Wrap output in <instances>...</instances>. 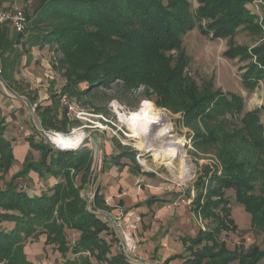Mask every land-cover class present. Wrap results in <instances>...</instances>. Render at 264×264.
Masks as SVG:
<instances>
[{"label": "trees", "instance_id": "obj_1", "mask_svg": "<svg viewBox=\"0 0 264 264\" xmlns=\"http://www.w3.org/2000/svg\"><path fill=\"white\" fill-rule=\"evenodd\" d=\"M253 1L197 0L194 7L190 0H38L25 15L24 31L12 41L5 42V30L0 28L4 69L30 55L33 46L41 49L47 43L61 53L57 62L64 77L62 88L71 97L110 88L115 81H121L127 92L143 87L157 107L181 114L183 126L192 129L194 147L211 151L213 164L205 165L193 182L194 194L192 188L183 189V194L201 217H210L217 225L185 240L190 245L183 264H258L264 258L257 243L247 251L240 247L231 251L220 239L222 230L236 228L225 190H231L236 203L250 214L254 232L264 234V105L244 111V97L215 89L213 76L200 89L186 72L190 56L183 46L185 34L195 28L211 40L228 39L223 57L244 62L239 78L253 91L264 78V40L249 47L232 39L241 28L263 35L264 19L259 21ZM51 93V102L37 104L36 113L43 128L66 132L69 117L60 107L58 92ZM74 121L79 123L75 117ZM5 128L0 115V180L15 163ZM35 134L34 130L27 141L38 157L25 158L0 186V264H37L27 258L24 246L41 234L46 244L56 247L63 264H95L92 257L102 263L132 264L123 251L113 253L114 239L104 236L111 228L100 216L99 211L110 209L102 195L97 190L89 201L83 194L92 182L90 145L83 142L73 150H57ZM120 149L113 157L116 162L126 157L138 168L133 149ZM31 170L44 181L54 177L56 182L31 196L16 183L29 178ZM66 229L79 232L72 243Z\"/></svg>", "mask_w": 264, "mask_h": 264}, {"label": "rangeland", "instance_id": "obj_2", "mask_svg": "<svg viewBox=\"0 0 264 264\" xmlns=\"http://www.w3.org/2000/svg\"><path fill=\"white\" fill-rule=\"evenodd\" d=\"M37 1L38 0H16V3L23 10L25 15H29L34 6L37 5ZM190 1L193 3L194 7L197 6V0ZM254 1L262 3H258L259 5L257 4V8L255 7L259 14V21L261 22L263 21L262 19H264V8L260 5L264 6V2L262 0ZM28 25L30 24L27 22V27ZM259 36L260 35H253L246 29L241 28L232 39L236 44H245L252 47L264 40V32L261 38ZM228 45V39L211 40L199 33L197 28L188 31L183 37V46L185 47L187 54L190 56V60L186 66V72H188V74L195 80L200 89H202L204 84L203 81L213 76L215 89L221 88L223 91H232L241 94L244 97L245 102L244 111L263 106L264 78L259 80L260 82L258 86H256L253 91H249L244 87L239 78L240 73H242V70L240 71L239 67H241L244 62L238 61L237 58L229 60L223 57L222 52L228 47ZM31 50L34 51L33 49ZM28 56L29 55H27V58ZM33 56L36 58L33 60L31 66L18 65L15 68V65L13 64V66H7L5 69L3 68L2 75L4 76L5 83H7V88H4V86L0 84V89L5 90L6 93H10V98L14 95L18 96L17 93L19 92L24 93L27 96L29 91L31 92L27 98L33 95L34 97L37 96V98H39L41 95L43 96V92L47 90L50 100L51 92H58V98L62 94H67L69 98L78 103L79 109L85 112L86 119L77 118L79 123H76L74 117L70 118L67 116L69 117V122L67 124L66 132H73V130L81 132L84 130L87 135L84 142H86L87 145L94 142L102 145V143L107 142L108 144H111L115 150L118 149L121 151L120 148H132L135 162H137L140 170L145 172V174L151 173L158 178V181H162L166 191H180V196L176 197L174 201L175 205L190 206L191 202L184 196L183 189L192 188L191 194H194L195 190L192 185L193 182L200 174H202L205 165L213 164L212 158L214 155L211 154V151L204 153L194 147L193 142L190 140L192 129L189 126H183L180 113H171L163 107H157L154 100L144 94L145 88L143 87L127 92L122 86L121 81L111 83L110 88L100 87L99 89L93 90L81 97H71V95L64 92L62 88L64 85V77L58 69L59 64L57 62L58 58L61 57V53L55 51L54 47L45 43L40 50L36 48ZM40 57H42V60ZM30 61L29 58L27 63ZM19 68L21 71L17 72L16 70ZM7 73H9L12 79L9 78L8 80L6 78ZM29 85L33 87L32 90L28 88ZM38 92L40 94H38ZM23 98L25 97L23 96ZM145 104L151 105L154 111H160L168 116L172 128L171 134L178 136L181 142L180 146H178L179 148L177 147L178 152L186 157L190 166L191 171L187 177L179 176L180 171L177 169L180 160L179 153L172 161L173 166L157 161L153 155V151L148 150L147 146L142 147L139 143V138L127 128L126 116L128 113L131 110L139 109ZM261 116V120L264 124V110H262ZM227 118L230 120L232 119L235 123L237 122L235 118ZM17 125H19V123H17ZM33 152L35 153V156L38 155L37 151ZM138 155L140 160L136 158ZM93 177L95 178V175L92 174V179ZM16 183L25 184L28 194L31 196L32 194H35L33 190H31L35 187L33 183L30 185L22 178H18ZM91 185H89V190L83 192L88 198L94 190ZM259 188L260 186L258 185L257 192H259ZM232 194L233 192L231 190H225V195L230 198V204L226 205L230 213L229 217L236 228L227 231L222 230L220 239H224L225 242H227V247L231 251L239 249V247L240 250L244 249L247 251L252 243H257L264 250V234H257L254 232L252 226H250V214L246 212L242 205L236 203ZM133 212L136 218L134 222L130 220V223L133 222L137 230L138 227H136V224L141 219V216L137 211ZM220 214L222 215V213ZM202 216V221L198 218L197 221L195 220V228L203 227L205 231H210L215 228L217 221L212 220L210 217L205 218L204 215ZM66 232L68 243H72L79 235V232L70 229H66ZM138 233L137 238L139 239ZM184 233L187 232L185 231ZM104 236L109 238L110 232L104 234ZM45 238L46 236L41 234L38 237H33L27 240L24 246L25 251L27 252V258L30 261H36L39 264H63L56 247L50 243L46 244ZM92 260L96 264H101L94 260L93 257ZM230 264H237V261ZM258 264H264V258L261 259Z\"/></svg>", "mask_w": 264, "mask_h": 264}, {"label": "crops", "instance_id": "obj_3", "mask_svg": "<svg viewBox=\"0 0 264 264\" xmlns=\"http://www.w3.org/2000/svg\"><path fill=\"white\" fill-rule=\"evenodd\" d=\"M13 6H18L16 0H0V10L11 9ZM0 28L5 30V42L12 41L14 35L18 33L7 25H0ZM14 46L21 49L19 44H15ZM36 48L40 50L39 46H33L31 49L34 51L31 50L28 58L22 55L14 64L15 68L18 65L31 66L33 60L36 58L33 56ZM29 57L31 61L27 63ZM40 58L42 60V57ZM16 71L21 70L19 68ZM7 75V79L9 80L11 77L9 73ZM28 88L32 90L33 87L29 85ZM30 92L27 93V96ZM43 93V96L41 95L35 101H31L24 93L19 92L17 93L18 96L10 98L5 90L0 89V115L5 119L6 128L4 133L12 141L15 157V163L5 174L4 179L0 180V186L21 168L25 158H30L31 156L32 159H36L38 157L33 152L36 150L29 147L27 139L34 133V130L37 132L36 126L41 125L40 117H38L37 113V117L31 114L30 104H40L41 102L49 104L51 102L47 90ZM38 94L40 93L38 92ZM60 107L65 110L61 105ZM36 135L35 137L41 136L39 132ZM90 147L93 151L94 159L92 167L95 168V178L90 183L94 189L93 192L95 193L98 190L108 208L115 214L137 211L141 216V221L139 220L136 224L139 233L134 228L138 244L136 253L140 259L139 264H183L187 258L188 246L190 245L185 240L196 236L200 229H204L203 227H196L197 230L195 228V220L197 221V218L200 221L203 220L200 213L196 212L191 205L188 207L175 205L174 201L176 197L180 196V191H166L162 181H158V178L151 173L145 174L128 158L122 157L119 162H116L113 157L120 150H115L111 144L106 142L101 145L94 142L90 143ZM28 176L29 178H26L25 181L30 185L31 183L35 185L31 189L35 194H39L41 189L56 182L54 177H49L44 181L32 170ZM137 179L140 180L138 185L135 184ZM88 200L90 201V198ZM109 231H111L110 237L114 239L112 252L123 251V245L117 232L112 229ZM137 233L139 234V239L137 238ZM32 262L39 264L36 261Z\"/></svg>", "mask_w": 264, "mask_h": 264}, {"label": "built area", "instance_id": "obj_4", "mask_svg": "<svg viewBox=\"0 0 264 264\" xmlns=\"http://www.w3.org/2000/svg\"><path fill=\"white\" fill-rule=\"evenodd\" d=\"M260 2L253 1V6L254 9L255 7L257 8V4ZM261 4V3H260ZM259 5V4H258ZM0 25H7L11 29L17 31V32H23L25 25H26V17L23 12V10L19 6H13L11 9L7 10H0ZM3 71V65L2 62L0 61V84L4 86V88H7V83H5V80L2 75ZM14 93V92H13ZM9 96H11L10 93H8ZM15 96V95H14ZM12 96V97H14ZM23 97V96H21ZM59 102L60 105L65 109L67 116L69 117H75L78 119H86V114L84 111L79 109L78 103L72 100L67 96V94H62L59 96ZM36 107L37 103H31L30 104V111L31 114L37 117L36 115ZM37 132L41 135V137L49 143L53 148L57 150H73L82 145L84 140L86 139L87 135L85 131H75L73 132H63V131H56L54 129H49V128H43L41 125L36 126ZM77 133L81 134L80 140L74 144L73 147H64L60 146L57 142L59 139V136H75ZM138 160H140L139 155L136 157ZM95 168L92 167L91 173L95 175ZM94 179V177H93ZM92 179V182H93ZM140 183V180H136L135 184L138 185ZM21 189H27L25 184H20ZM94 196V192H92L89 195V198L92 199ZM99 211V210H97ZM100 216L102 217L103 221H106L108 226L117 232L119 238L121 239V243L123 245V252L126 256L127 259L132 264H139L140 259L136 253L137 250V241L135 239V232H134V224L133 222L135 221V214L134 212H126L122 214L119 212V214H115L111 209H104V211H99ZM138 218V217H137ZM130 220L133 222L130 223Z\"/></svg>", "mask_w": 264, "mask_h": 264}, {"label": "bare ground", "instance_id": "obj_5", "mask_svg": "<svg viewBox=\"0 0 264 264\" xmlns=\"http://www.w3.org/2000/svg\"><path fill=\"white\" fill-rule=\"evenodd\" d=\"M127 128L139 138L142 147H148L153 151L157 161L164 162L173 166L172 161L175 159L180 146L178 136L172 135L171 125L168 116L165 113L154 111L151 105L145 104L137 110H131L126 116ZM81 138V134L75 136H59L57 140L60 146L73 147ZM178 147V148H177ZM180 160L178 171L180 177H187L190 173V166L186 157L179 153Z\"/></svg>", "mask_w": 264, "mask_h": 264}]
</instances>
